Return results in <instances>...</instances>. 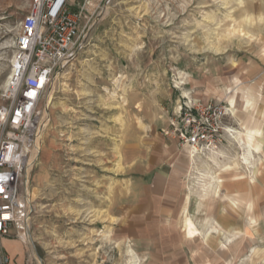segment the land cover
<instances>
[{"label": "rangeland", "instance_id": "rangeland-1", "mask_svg": "<svg viewBox=\"0 0 264 264\" xmlns=\"http://www.w3.org/2000/svg\"><path fill=\"white\" fill-rule=\"evenodd\" d=\"M69 1L72 9L83 2ZM28 3L0 0V103ZM251 3L91 0L90 21L41 95L46 124L28 175V236L24 241L9 236L18 241L19 250L6 264L150 263L148 252L155 248L156 235L178 231L134 228L141 221L136 207L143 192L140 163L155 156L159 137L176 141L165 131L178 104L190 102L189 78L202 79L205 69H214L221 56L239 46L242 39L233 30ZM211 100L236 110V100ZM228 117L227 129L239 132L241 125ZM233 133L228 130L227 149L220 156L226 159V173L243 180L245 189L253 185L264 195V149L253 143L254 135ZM179 149L176 220L183 210L191 218L187 212L196 172L186 150ZM219 155L217 150L207 156ZM252 204L257 205L245 196L243 205ZM258 205L264 206L263 196ZM150 220L164 219L153 214Z\"/></svg>", "mask_w": 264, "mask_h": 264}, {"label": "crops", "instance_id": "crops-1", "mask_svg": "<svg viewBox=\"0 0 264 264\" xmlns=\"http://www.w3.org/2000/svg\"><path fill=\"white\" fill-rule=\"evenodd\" d=\"M233 32L242 42L222 54L214 69L208 73L205 69L202 79L195 75L189 78L187 98L189 101L217 98L230 104L236 100V110L229 107L230 115L241 126L237 128L239 132L228 128L230 134L250 133L257 148L264 149V0H252L251 10L245 11ZM239 96L240 104L236 99ZM158 139L154 144L155 156L151 154L140 163L138 181L143 192L136 207L141 221H136L134 228L178 232L156 235L152 240L155 248L148 252L149 264H264V218L260 216L264 214V206L258 205L264 195L253 185L245 189L243 180L229 178L224 168L226 159L220 157L227 149V136L216 159L207 156L213 152L201 156L192 151L188 164L197 173L193 174L187 212L191 218L183 210L179 220L175 216L180 210L179 145L176 141ZM169 153L173 156L169 157ZM245 196H250L257 205L245 207ZM144 213L149 220L143 219ZM153 214L164 220L154 223L150 220ZM0 245L10 262L18 253V241L2 237Z\"/></svg>", "mask_w": 264, "mask_h": 264}, {"label": "built area", "instance_id": "built-area-1", "mask_svg": "<svg viewBox=\"0 0 264 264\" xmlns=\"http://www.w3.org/2000/svg\"><path fill=\"white\" fill-rule=\"evenodd\" d=\"M103 0H99V3ZM91 0L72 9L69 0H29L20 20L0 103V239L26 240L31 205L28 175L39 154L45 119L41 95L68 60L90 21ZM99 6V5H97ZM230 116L223 101L178 104L166 135L196 154L225 143ZM9 261L0 245V264Z\"/></svg>", "mask_w": 264, "mask_h": 264}, {"label": "bare ground", "instance_id": "bare-ground-1", "mask_svg": "<svg viewBox=\"0 0 264 264\" xmlns=\"http://www.w3.org/2000/svg\"><path fill=\"white\" fill-rule=\"evenodd\" d=\"M229 114H230V108H229ZM186 154H187V156L189 157V159H190V158L192 159V154H193V152H191V151H186Z\"/></svg>", "mask_w": 264, "mask_h": 264}]
</instances>
